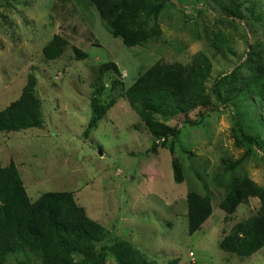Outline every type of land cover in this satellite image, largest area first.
<instances>
[{"label": "rangeland", "instance_id": "rangeland-1", "mask_svg": "<svg viewBox=\"0 0 264 264\" xmlns=\"http://www.w3.org/2000/svg\"><path fill=\"white\" fill-rule=\"evenodd\" d=\"M221 1L230 6L231 1ZM219 2L169 0L157 17L159 34L130 47L110 33L87 0H0V110L19 96L33 74L43 119L38 128L0 132V160L15 162L31 200L47 191L74 194L86 214L107 230L97 243L103 264H117L106 252L116 239L129 241L155 264H264V247L241 257L218 245L234 223L257 212L259 202L252 197L224 220L219 202L224 195L220 184L230 173L248 175L264 186V147L249 145L250 154L231 171L223 164L249 148L235 142L239 126L264 141V122L258 123L263 102L257 98L249 113L241 100L217 106L213 95L212 108L197 107L185 116L169 95L150 93L152 103L162 102L156 117L181 127L174 156L182 163L183 180L176 182L173 155L167 146L151 149V134L123 95L156 60L187 63L199 52L212 61L208 88L235 67L240 77H248L246 52L264 49V0H243V19L224 12ZM53 34L63 35L68 44L59 57L47 60L42 47ZM74 46L86 56L76 59ZM107 61H114L120 73L115 88L109 89L107 81L101 102H113L85 135L96 71ZM188 191L209 194L212 203L210 216L192 234ZM8 264L17 262L11 258Z\"/></svg>", "mask_w": 264, "mask_h": 264}, {"label": "trees", "instance_id": "trees-1", "mask_svg": "<svg viewBox=\"0 0 264 264\" xmlns=\"http://www.w3.org/2000/svg\"><path fill=\"white\" fill-rule=\"evenodd\" d=\"M87 1L97 10L110 33L130 47L159 34L157 17L169 3V0ZM215 1H220L219 5L227 14L243 19V0H228L231 1L230 6L227 1ZM67 44L63 35L53 34L42 47V55L47 60H54L63 53ZM73 51L76 59L86 56L79 47L74 46ZM245 62L249 63L248 77H240L238 67H235L229 73L217 76L208 88L206 82L212 71V61L205 53H196L187 63L156 60L141 71L123 93L151 134V149L167 146L173 155L171 166L174 181L183 180L182 163L174 156V139L179 136L181 127L169 125L156 117L155 114L163 110L162 102L152 103L150 93L169 95L178 113L185 116L197 107L205 110L212 108L213 95L217 106H234L241 100L250 113L251 106L256 108L257 98L264 107V94L261 93L264 90V49L246 52ZM96 72L95 92L90 98L93 114L83 132L85 135L112 104V99L102 104L101 97L107 81L110 82L109 89L115 88L120 70L114 61H107L101 63ZM36 83V76L29 74L19 96L0 110V132L42 126L41 100L35 92ZM200 114L204 115L205 111ZM263 122L264 117L260 113L258 123ZM233 135L238 145L264 147L263 139L258 134L247 132L244 127L236 128ZM250 152L249 146L240 158L224 160L225 171L236 168ZM220 185L224 188L219 202L226 213L224 220L235 212L241 202L252 197L258 199L257 212L234 223L218 242L224 251L241 257L249 256L264 247V186L248 175L238 177L231 173L227 183ZM185 198L188 232L192 234L210 216L211 197L209 194L188 191ZM106 237V228L86 214L71 191H47L31 200L15 162L9 160L7 164H2L0 160V264H8L11 258L17 264H103L104 258L98 253L97 243ZM106 250L117 264H155L153 259L125 239L112 241ZM174 263L175 260L170 261V264Z\"/></svg>", "mask_w": 264, "mask_h": 264}, {"label": "built area", "instance_id": "built-area-1", "mask_svg": "<svg viewBox=\"0 0 264 264\" xmlns=\"http://www.w3.org/2000/svg\"><path fill=\"white\" fill-rule=\"evenodd\" d=\"M190 254L192 255V252H190Z\"/></svg>", "mask_w": 264, "mask_h": 264}, {"label": "crops", "instance_id": "crops-1", "mask_svg": "<svg viewBox=\"0 0 264 264\" xmlns=\"http://www.w3.org/2000/svg\"><path fill=\"white\" fill-rule=\"evenodd\" d=\"M204 222H205V221H204ZM204 222H203V223H204ZM227 232H228V231H227ZM224 233H225V232H224Z\"/></svg>", "mask_w": 264, "mask_h": 264}]
</instances>
